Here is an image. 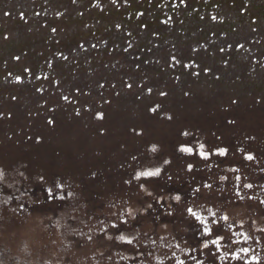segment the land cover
<instances>
[{"label":"rangeland","instance_id":"rangeland-1","mask_svg":"<svg viewBox=\"0 0 264 264\" xmlns=\"http://www.w3.org/2000/svg\"><path fill=\"white\" fill-rule=\"evenodd\" d=\"M154 22L161 30L151 32L146 41L143 31L153 29ZM108 27L119 31L115 38L122 37L118 50L111 48L114 40L111 45L98 46L102 36L108 38V31L101 32ZM173 40L181 45L176 52L166 50ZM80 41L91 48L81 54L73 52L71 48ZM142 43L160 45L153 59L157 57L154 60L164 70L168 68L165 62L172 59L176 65L170 71L176 76L185 73L188 82L176 92L171 87L174 74L160 78L161 72L153 73L156 66L151 64L149 81L156 86L166 82L164 88L139 103H128L148 92L146 84L139 85L142 76L129 79L132 65L123 61L125 53L138 51ZM80 46H76L78 52L86 49ZM56 59L60 61L55 67L44 62ZM194 67L198 68L196 75ZM22 69L23 76L36 70L32 79L18 83ZM215 73L221 74L216 77ZM10 90L11 98L7 97ZM37 91L42 94L36 96L39 102H27L34 100L28 95ZM161 91L166 96L161 97ZM157 105V112L151 113L149 108ZM34 111L39 112L38 122L51 119L58 128L52 125L40 132L30 124L24 127V117L31 119ZM97 113L103 118L96 119ZM0 114V139L8 147L3 165L7 167L27 141L26 135L40 132L46 140L39 145L30 172L35 178L45 176L47 180H38L51 186L53 169L57 173L54 184L62 186L55 190L66 197L61 203L53 201L62 206L59 212L46 204L43 213L38 206L30 214H0V264H203L200 258L207 238L197 234L195 245L190 239L182 240L187 234L183 230L186 220H197L189 208L200 219L222 228L215 238L220 250L209 264H264V0H0ZM7 123L11 134L4 130ZM196 124L222 125L219 133L224 139L234 133L235 139L225 148V161L232 160L222 169L204 171L201 177L186 175V182L176 181L175 187L184 182L183 188L199 187L198 192L191 199L180 196V201L174 199L180 192L162 194L163 213H159L175 215L169 216L174 220L170 223L161 221L162 215H152L156 213L153 209L146 211L151 209L148 205L139 207L128 198L130 182L119 180L116 171L124 170L122 163L130 161V153L114 141L131 132L133 141L147 143L151 131L165 125L169 129H162L169 139L184 137V131L196 132L190 130ZM48 140L56 141V146L66 141L64 145L80 155H56L53 146L46 145ZM243 154L254 157L248 169ZM90 156L92 166L85 164ZM231 166L244 170L238 180L232 177L237 170ZM90 169L92 174L84 177ZM143 170L147 168L139 171ZM2 174L7 182L19 181L15 179L18 173ZM218 176L224 177L223 184L215 182ZM98 179L102 180L99 185ZM205 182L211 187L201 189ZM144 185L137 190L149 201L155 191L151 182ZM217 192L223 197L227 192L232 199L209 200ZM131 220L145 224L136 227ZM200 241L203 245L198 246ZM174 242L179 243L176 247L195 251L194 258L180 263L184 252L174 250Z\"/></svg>","mask_w":264,"mask_h":264},{"label":"trees","instance_id":"trees-1","mask_svg":"<svg viewBox=\"0 0 264 264\" xmlns=\"http://www.w3.org/2000/svg\"><path fill=\"white\" fill-rule=\"evenodd\" d=\"M139 11V10H137ZM151 17V16H150ZM158 21V20H157ZM152 26V25H151ZM153 29H149L147 31H143V32H147L146 36H142L143 38L145 37L146 41H149V39L152 37L151 32H153L155 30V32L161 30L159 24H157V22H154V26H152ZM107 28H105L104 30H102L101 32L108 31V38L106 35L101 37V41L102 39L106 40V41H100L98 46H103V42L108 43V44H112L111 40L116 41V44L111 46V48H115L117 49L118 47H120L121 45H119L120 40H122L121 38H115L113 35L116 32L119 31H115L114 28L113 30L111 27H108V30H106ZM161 34V33H160ZM151 36V37H150ZM100 40V39H99ZM176 40L172 41V45H168L169 47H167L166 50H170L172 52H176V50H178L180 48L181 45H178V43L176 44ZM81 44L80 47H85L86 49L81 50V52H78L76 46ZM143 44V43H142ZM91 44L87 43L86 41H80L77 44L74 45V48L72 47V51L76 52V53H83L89 50V48H91ZM151 46H146V45H140L138 47V51L137 49H131L129 52L125 53L123 57V61L124 64H131V67H128V69L130 68L131 71L129 72L130 77L129 78L131 80H133V77H135V79L140 75L142 76L140 81V86L144 87L146 84V89L149 90L151 89V93H149V91L147 92V94L141 95L140 92H137L136 95H141L143 98L139 99L138 97L140 96H135V98H132V100H129L128 103H139V101L144 100L145 96H152L153 92L157 91L158 89L160 90V88H164L163 86L166 84V82H161L160 85L156 86V83L153 82V80L149 81V74L151 73L152 69H150L148 66L151 64H154V66H156L155 68V72L153 73H160L161 72V76L160 78H163V76H167L170 73L174 74V72L170 71L171 69H174V65H176L172 59H168L167 62H165L164 66H168L167 69H163L161 64L158 61H155L154 59H156L157 57H155L153 59V56L158 50L162 49L160 45H152ZM68 49V48H67ZM67 49H64V51H67ZM118 50V49H117ZM48 50H46L47 53ZM64 53V52H63ZM64 55H66L64 53ZM167 56V55H166ZM150 57V58H149ZM168 57V56H167ZM60 59L63 58L62 56L59 57ZM60 60L56 59L54 60V64L52 61H47L45 60L44 62H46V64H49L51 66L55 67V64H58ZM121 62V61H120ZM122 63V66L124 65ZM126 64V65H127ZM197 65V64H196ZM197 67H194L193 71H194V75H196L195 73L197 72ZM36 70V69H35ZM33 70V71H35ZM23 71V69H22ZM33 71H31V73H28L26 75L23 76L24 71L18 73L19 76H17L16 78H19L21 80L24 79H32L33 78ZM178 72V71H177ZM216 77L221 74V73H215ZM185 73H183L182 75L176 76L174 74V79H173V84L171 85V87H173L176 92H178L179 89H182L184 85H186V83L188 81L185 80L184 77ZM27 76V77H25ZM187 77H191V75H186ZM164 77V78H165ZM163 78V79H164ZM167 78V77H166ZM217 79V78H216ZM25 81V80H24ZM133 84V83H131ZM10 86H12V84H10ZM186 87V86H185ZM7 97L11 98V96L13 95L12 91H7ZM45 94V93H44ZM41 96L42 94L37 92H32L31 95H28L29 98L34 96V100L30 101L28 100L27 102H39V99L36 98V96ZM14 100L16 97H12ZM150 98V97H149ZM44 103V102H43ZM36 114V115H35ZM62 115V114H61ZM64 115V114H63ZM152 115V114H151ZM38 116L39 112L38 111H34V116L31 117V119H28L27 117H24L23 122H24V127H26L28 124H30L32 127H34L36 130L43 132V129L45 127L49 128L54 124L49 125L48 123H43V121H39L38 122ZM153 116V115H152ZM58 117H60V114L58 115ZM29 121H26V120ZM60 119H57L55 122H58ZM119 121H124L123 118H121ZM162 121H164L165 123H168L167 119H163ZM32 122V123H30ZM145 122V121H144ZM213 122V121H212ZM216 122H213V124ZM212 124V125H213ZM7 127L4 129L6 133L11 134L10 133V124H6ZM158 126L160 125L159 123L157 124ZM55 128H58L54 125ZM229 127V125H228ZM12 128V127H11ZM134 128H138L136 126H134ZM162 128L166 129L169 127H167V125L163 126ZM161 127L160 128H154L153 131H151L150 133V137L148 138L150 141H148L147 143L142 140L139 141H133V135H131V132H126L123 133L122 136H120L119 138H117L115 142V145L118 148H124L128 151V154L130 153V155L128 156L129 160H125L124 163H122L121 167H124L123 169H117V176H121L118 177L119 180H124L127 179L128 182H130L128 184L127 190H128V198L131 199V201H134L136 204H138L139 207H144L146 205L151 204L152 207L149 210L146 211H151L152 209L154 211H156L155 214L152 215H162L159 220H167L170 222L174 221L172 220V217L169 216H174L175 214H168V213H164L161 214L159 212H162L163 209V203L161 205V199L160 196L162 194H164L166 192V196L168 195H172L175 192H180L178 195L182 197V199H191L192 197H194L197 192H198V188L199 187H182L183 183H180L179 186L176 185V187L174 186L176 181L179 180H183L186 182L187 180V176L186 175H197L198 177H201V174L204 173V171L210 172L211 170H215L218 169L219 167L223 166V165H229L228 161H231L232 159L229 158L227 161H225L228 157L224 156V157H220L218 154H214L216 152L217 149L219 148H226L227 147V143L230 141V143L235 139L236 135L234 133H232L231 137H229L228 139H224L219 132L222 131V125H215V126H201V125H197L193 126L190 130L191 131H196L194 132L192 135L190 134L187 137H182V136H177L174 137L172 139H169L170 137L168 136V132H166V130H163ZM150 130V129H149ZM148 130V131H149ZM189 130V131H190ZM206 131V133H205ZM39 133L38 136L34 135H26L27 138H24L27 141H24V143L22 145H20V147L18 148V152L17 154L11 158L10 162L7 164V167L3 165V163L1 162L2 158H7L4 155V152H7V146H5L3 140L0 139V168H1V172L2 173H8V172H14V173H18L19 175H15V179H19V181H16L14 184L13 182H7L3 179H0V214H17V215H21V214H30L32 213L38 206H40V211H38L39 213H43L45 211L46 208H44V205H46L49 208H53V212H59L61 211V207L59 205H54L55 203H53V201L56 202V204L60 201L58 199H55L53 197H47V193H46V188L48 187H52L54 185V180L57 179V173L55 174L52 170H51V174L49 175V183L51 182V186H48L46 184L45 181L42 182V180H38L40 178H44L45 180L46 177L42 176V177H36L33 176V173H31V169H32V159L35 157L34 155L39 151V145L42 144L41 142H44L45 137L43 139V136H41V134ZM71 132V130H70ZM140 132V131H138ZM150 132V131H149ZM201 133H204V135L202 136ZM141 133V132H140ZM167 133V134H166ZM214 133V134H213ZM134 134V133H133ZM176 133L173 131V135L174 136ZM154 137H156V139H154ZM37 138H39V142H37ZM56 141H52L48 140L47 144L48 146H53L56 155H60L61 153L65 152L67 154V156H64L65 158H73V157H77L80 154H78L77 152H75L74 150H71L67 145L65 146V142L63 141L61 145L56 146V144H54ZM146 143V145H145ZM104 144V143H103ZM102 144V145H103ZM184 144L187 147H191L192 148V153L191 154H186V153H181L178 152L176 149H178V147ZM203 144L204 148L201 149L200 145ZM155 146L156 147V152H152L151 148ZM32 147V148H31ZM49 148V147H48ZM81 148V147H80ZM102 148V147H101ZM65 149V150H62ZM143 151H139L142 150ZM82 150V149H81ZM203 151L205 153L208 154V159H202L199 155V152ZM54 155V157L56 156ZM133 157H135V159H133ZM244 157V158H243ZM168 160L169 163L168 164H164V160ZM239 159V158H238ZM241 159H239L240 162ZM242 160L245 163L244 166L247 167L248 169V161L245 159V155L243 154L242 156ZM262 160L264 161V157H262ZM55 162V161H53ZM192 163L194 165V168L191 172L188 171V164ZM88 166H92L94 164L93 162V156H90L89 159L87 160V163H85ZM42 165V164H41ZM146 165V166H144ZM209 165L211 167H209ZM51 166L53 167L52 163ZM159 167L161 169V174L158 177H145V176H140L138 179H135L134 177H136L137 173H143L144 170L141 172L139 171L140 169L143 168H147V170H145V172H154L155 169ZM231 167H235L233 170H237L234 171L235 176H232L234 179L238 180V174L240 173V171L244 172V170L241 167L238 166H231ZM263 167V165H262ZM203 169V170H202ZM222 169V167L220 168ZM12 170V171H11ZM91 170H88L87 172L84 173V177L87 176L88 174H92ZM231 170V169H230ZM138 171V172H137ZM178 174V175H176ZM116 175V173H115ZM229 176V174H227ZM95 176V175H93ZM169 177H171V179H169ZM222 176H218L216 178L217 181H215L217 184H223V179H221ZM225 180V179H224ZM98 185L101 184L100 182H102L101 179H98ZM104 181V180H103ZM146 181H149L152 183V188L155 191L154 195H151V197L149 198L150 200L148 201L147 198L148 196H144V193H140L137 190V188L141 189V185H143V187L145 188L144 183ZM260 183L259 181L253 183V185H256ZM160 184H163L162 186ZM188 185V183H186ZM205 184L208 185L207 182H205L203 185L205 186ZM203 185H201L200 187H202L201 189H205V188H209V187H204ZM124 186V185H123ZM175 188H177L178 190H175ZM117 188H114L113 190H116ZM200 190V189H199ZM54 191L56 192V194L58 195V191H56L54 189ZM139 194V195H138ZM199 194V193H198ZM61 195V194H60ZM136 195V196H135ZM227 198L229 200L232 199L231 195L227 192H225V197H223V193L219 194L218 192L216 193V195H212V193L209 196V200L213 199V198ZM157 200H159L160 202L157 203ZM144 201H148L145 202V205L142 206V202ZM61 203V201H60ZM157 209H155V208ZM143 210V209H141ZM153 212V211H152ZM154 213V212H153ZM163 213V212H162ZM138 215V214H136ZM135 215V216H136ZM168 218V219H167ZM1 222V221H0ZM136 225V227H140L139 225H144L145 223L141 220L139 221H130V224ZM208 230V232L210 233L212 230H215L218 235H216L215 237H213L212 239H210V236L205 234V230ZM183 230H187V234H185L182 240H188L190 239V241L195 245L196 242H194V238L198 235H201L200 237L205 236L208 240L209 246L207 248H205V252H203V256L200 258V263L203 264H209L212 263L215 259H213V256H215V251H219L218 250V244L217 242H213V240H215V238H218L219 235L222 233V228L220 226H216L214 225L211 221H206V220H186V225L185 227H183ZM207 240L205 239V242H207ZM203 241L198 242V246L203 245L202 243ZM176 243L179 244L178 242H174V250H176L177 252L180 251L182 249V251L184 252V254L182 253V255H180V259L179 261L182 262H188L190 261L192 258H194V252L195 251H188V250H184L182 246L180 247H176ZM206 244V245H207ZM181 253V251H180ZM187 254V255H185ZM185 258V259H184ZM4 259L5 260V255H2L1 260Z\"/></svg>","mask_w":264,"mask_h":264},{"label":"snow or ice","instance_id":"snow-or-ice-1","mask_svg":"<svg viewBox=\"0 0 264 264\" xmlns=\"http://www.w3.org/2000/svg\"><path fill=\"white\" fill-rule=\"evenodd\" d=\"M5 15L7 16L8 13H5ZM127 50H128V49H125V51H127ZM17 59H18V58H17ZM173 59H175V58H173ZM177 63H178V62H177ZM185 67H187V65H185ZM17 82H18V83L20 82V81H19V78H17ZM127 87L130 89V88L132 87V85H131V84H128ZM148 91H149V93H151V89H149ZM184 95L187 96L188 93L185 92ZM160 96H161V97L166 96V93L163 92V91H161V92H160ZM64 99L67 100V97H64ZM233 103H236V101L234 100ZM159 107H160L159 105H157L156 107H151V108H149V111H150L151 113H156L157 110L159 109ZM77 115H79V112H77ZM0 116H2V114H0ZM102 118H103L102 114L97 113L96 119H102ZM167 119H168V120H171L172 117H171V116H168ZM47 123H48L49 125H51V124H53L54 122H53L51 119H49V120L47 121ZM228 123H229V124H232V123H234V121L229 120ZM133 131H135V130H133ZM135 134H136L137 136L141 135L140 132H135ZM181 134H182L183 136H185V137H187V136L190 135V133H189L188 131H184V132H182ZM37 142H39V138H37ZM200 148L203 149V148H204V145L201 144V145H200ZM176 150H177L178 152L186 153V154H191L192 151H193L191 147H187V146H185L184 144H181V145L178 147V149H176ZM151 151H152V152H156V147L153 146V147L151 148ZM226 153H227V149H225V148H219V149L216 150V152H215L214 154H218L220 157H224V156L226 155ZM199 155H200V157H201L202 159H205V160L208 159V154L205 153V152H203V151H200V152H199ZM133 159H135V157H133ZM245 159H246L247 161H252V160L254 159V157H253L252 155H247V156H245ZM163 162H164V164H168V163H169V161L166 160V159H165ZM209 167H211V166L209 165ZM193 168H194V165H193L192 163H189V164H188V171L191 172V171L193 170ZM160 174H161V169H160L159 167H157V168L155 169L154 172H143V173H137L136 177H134V178H135V179H138L141 175H142V176H145V177H158ZM2 177H3V174L0 173V179H2ZM169 179H171V177H169ZM221 179H224V177H221ZM42 182H43V180H42ZM61 187H62V186H61L59 183H56V184H54L52 187H48V188H46L47 197H53V198H55V199L60 200L61 202L65 201L66 197H65L64 195H57L56 192L54 191V189H59V188H61ZM141 187H143V185H141ZM205 187H211V185H207V184H205ZM150 194H151V193H150ZM174 199H175L176 201H180V200H181V197H180L179 195H177V196L174 197ZM159 202H160V201L157 200V203H159ZM148 207L151 208L152 205L149 204ZM187 211H188L192 216L196 217L197 220L200 219V218L197 216V214H196L195 212H192L191 208L187 209ZM113 227H115V225H113ZM205 234L208 235V236H210V237H215L216 235H218V233H217L215 230H212V231L209 233L207 229L205 230ZM121 239H123V237H121ZM213 242L215 243L216 241L213 240ZM204 247L207 248L208 246L205 245Z\"/></svg>","mask_w":264,"mask_h":264}]
</instances>
